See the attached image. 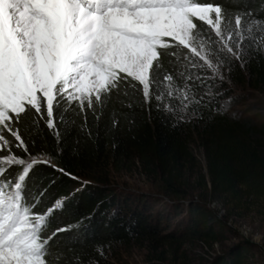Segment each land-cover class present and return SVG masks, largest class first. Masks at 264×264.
Masks as SVG:
<instances>
[{"label": "trees", "instance_id": "trees-1", "mask_svg": "<svg viewBox=\"0 0 264 264\" xmlns=\"http://www.w3.org/2000/svg\"><path fill=\"white\" fill-rule=\"evenodd\" d=\"M213 2L222 3L233 15L251 10L264 19L259 15L264 13V0ZM240 55L222 65L217 76L173 67V57H161L162 70L174 75L173 91L185 83L176 77L177 71L208 81L203 91L190 90L199 104L189 100L183 107L169 98L161 107L126 88L92 109L81 111L74 103L55 117L54 130L43 123L34 127L31 119L24 122L31 156L50 159L56 166L36 164L28 183L33 197L44 193L41 212L61 201L45 230L47 234L58 227L68 229L54 238L57 264H114L120 249L137 243L155 250L145 264H165V256L157 251L160 246L179 249L188 238L213 243L227 231L228 223L204 204L166 202L155 193L121 187L114 182L121 172L140 171L171 197L187 195L193 178L196 188L209 190L213 198L264 192V98L256 113L234 108L246 100L247 90L264 94V49L254 44L241 49ZM196 144L206 171L195 153ZM250 247L248 242L208 264H247Z\"/></svg>", "mask_w": 264, "mask_h": 264}, {"label": "snow or ice", "instance_id": "snow-or-ice-1", "mask_svg": "<svg viewBox=\"0 0 264 264\" xmlns=\"http://www.w3.org/2000/svg\"><path fill=\"white\" fill-rule=\"evenodd\" d=\"M254 44L264 49V19L213 0H0V264H57L54 238L68 230L45 234L61 201L41 212L44 193L33 197L28 181L36 164L56 166L31 156L26 120L54 130L74 103L92 109L126 88L161 107L199 104L190 90L208 81L177 71L185 83L173 91L161 57L217 76Z\"/></svg>", "mask_w": 264, "mask_h": 264}, {"label": "rangeland", "instance_id": "rangeland-1", "mask_svg": "<svg viewBox=\"0 0 264 264\" xmlns=\"http://www.w3.org/2000/svg\"><path fill=\"white\" fill-rule=\"evenodd\" d=\"M246 100L234 108L243 114L257 112V103L264 98L261 92L245 91ZM195 153L206 171V160L203 152L194 146ZM196 178L187 195L171 197L162 193L158 182L148 178L140 171L121 172L114 176V182L121 187L141 192H152L166 202L173 200L180 204L193 201L206 205L214 210L228 224V229L220 240L210 243L198 238L187 239L177 249L169 244L160 246L158 253L165 256V264H208L214 257L232 252L234 249L250 243L247 264H264V192L261 194L237 193L226 198H213L207 189L196 188ZM210 187V183H209ZM180 220V218H179ZM155 250L148 244L137 243L119 250L114 264H145Z\"/></svg>", "mask_w": 264, "mask_h": 264}]
</instances>
